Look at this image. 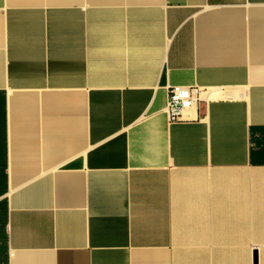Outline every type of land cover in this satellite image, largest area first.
I'll return each mask as SVG.
<instances>
[{
  "label": "crops",
  "instance_id": "1",
  "mask_svg": "<svg viewBox=\"0 0 264 264\" xmlns=\"http://www.w3.org/2000/svg\"><path fill=\"white\" fill-rule=\"evenodd\" d=\"M199 88L171 121L168 88ZM264 264V0H0V264Z\"/></svg>",
  "mask_w": 264,
  "mask_h": 264
},
{
  "label": "built area",
  "instance_id": "2",
  "mask_svg": "<svg viewBox=\"0 0 264 264\" xmlns=\"http://www.w3.org/2000/svg\"><path fill=\"white\" fill-rule=\"evenodd\" d=\"M199 88L186 85H174L168 88L165 106L169 120L182 118V112L198 101Z\"/></svg>",
  "mask_w": 264,
  "mask_h": 264
},
{
  "label": "water",
  "instance_id": "3",
  "mask_svg": "<svg viewBox=\"0 0 264 264\" xmlns=\"http://www.w3.org/2000/svg\"><path fill=\"white\" fill-rule=\"evenodd\" d=\"M253 264H258L257 251H255V252H254V255H253Z\"/></svg>",
  "mask_w": 264,
  "mask_h": 264
}]
</instances>
